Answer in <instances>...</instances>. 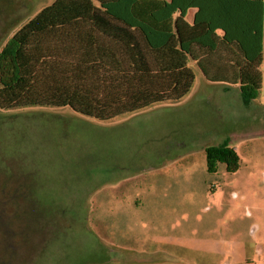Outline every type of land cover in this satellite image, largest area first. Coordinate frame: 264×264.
I'll return each mask as SVG.
<instances>
[{"label": "rangeland", "instance_id": "rangeland-1", "mask_svg": "<svg viewBox=\"0 0 264 264\" xmlns=\"http://www.w3.org/2000/svg\"><path fill=\"white\" fill-rule=\"evenodd\" d=\"M124 1L101 8L109 13L113 8L122 11ZM52 2L0 0V49L26 20ZM262 50L264 60V44ZM189 65L196 86L186 101L155 105L108 122L69 107L0 109V186L4 187L0 188V210L16 212L17 208L18 213H26L25 197H17L20 208L10 203L18 181L19 192L31 202L28 219L5 218L6 225L0 227V235L4 234L0 247L5 252L0 264L14 250L18 252L7 264H130L124 260V248L149 231L178 238L170 264H264V134L232 136L230 144L239 156L234 172H227L224 163L218 164L216 172H208L204 153L205 146L219 143L231 132L264 129V123L235 126L226 119L216 125L220 133L208 134L207 86L196 65L192 61ZM260 67L258 101L264 102V61ZM214 92L218 103L223 95L218 89ZM161 148L164 155L155 153ZM179 154L185 157L180 159ZM152 165L165 169L146 174L153 172L149 171ZM126 179L131 185L148 181L155 186L157 180L173 183L169 193L176 197L175 205L156 212L103 203L99 197L98 213L90 212L95 192H106ZM123 215L129 218L122 219ZM102 218L112 221L98 228L96 224L105 221ZM32 228L40 229L31 234ZM225 239L230 243L247 240L252 245L251 261H237L222 248L220 252ZM191 244L199 250L186 249Z\"/></svg>", "mask_w": 264, "mask_h": 264}, {"label": "trees", "instance_id": "trees-1", "mask_svg": "<svg viewBox=\"0 0 264 264\" xmlns=\"http://www.w3.org/2000/svg\"><path fill=\"white\" fill-rule=\"evenodd\" d=\"M118 1L53 0L26 20L0 49V109L69 107L112 121L183 100L195 82L190 61L207 80L238 83L243 106L258 96L263 0H125L122 11L101 8ZM231 133L204 147L208 172L219 163L237 170L232 136L264 129ZM133 256L124 260L157 254Z\"/></svg>", "mask_w": 264, "mask_h": 264}, {"label": "crops", "instance_id": "crops-1", "mask_svg": "<svg viewBox=\"0 0 264 264\" xmlns=\"http://www.w3.org/2000/svg\"><path fill=\"white\" fill-rule=\"evenodd\" d=\"M263 44H264V36H263ZM263 61L264 60H263V50H262L261 64L263 63ZM260 66H259V70L261 71ZM201 76L206 83L207 87L205 89L208 90V95L210 99L209 127L205 130L206 132H208V134H212L215 132L220 133L221 128L218 126L222 125V123L226 119L231 121L232 124L235 126H241L248 122L258 123L260 121L262 122V124L264 123V102L258 101V96L260 91L258 93V96L252 101V103L248 107H245L242 105L241 99H239L240 93H239L238 83L230 84L227 83L226 81H210L207 80L203 75ZM195 86H196V75H195V82L190 93L179 103H182L191 97L192 93H194L195 91V90L193 91ZM215 89H218V91L220 90L221 91L220 93H222L221 95H223L218 99V103L216 101L215 92L213 93V90ZM224 112H227L229 114L228 118L224 117L223 115ZM217 124L219 125L216 126ZM155 153L164 155V152H162V148L159 151L157 150ZM184 157L185 155L182 154L180 159H183ZM120 166L122 168L126 167L125 164H122ZM158 166H162V165H157V167L155 165L154 166L152 165V167L149 168V171H153V172H147L146 174L160 173L163 171V169H165L163 167H158ZM144 171L145 170L140 172H144ZM129 179L122 180L119 184L113 185L112 187H108L106 189L107 190L106 192L105 191L95 192V195L92 197L95 203H93L94 207L91 208L90 212L98 213V204H100V202H98L100 199L99 197H102L103 203L123 205V206L130 205V206H135L134 209L139 207L141 209H146L147 211L149 208L151 210H156V212L163 211V207L166 205H170V206L175 205L174 202L176 197L173 196V192L172 195H170L169 193L170 188L173 189L174 187L173 183L157 180L155 186L151 185L150 184L151 182L148 181L131 185L128 182L131 181ZM99 193H102L104 195H100ZM151 206L154 207L152 208ZM154 215L162 216L157 214ZM125 217L128 216L123 215L122 219H124ZM162 219H164V217H158L157 220L162 221ZM94 220L99 221L98 218H94ZM102 220H105L103 221L102 224H96L98 228L99 227L102 228V225L104 223L107 224V221L110 220L112 221V219L109 218L107 219L102 218ZM175 236H176L175 234H171V233L170 234L169 233L165 234L161 232L153 233L152 231H149V233H142L135 238V240L132 242L130 246L124 248L125 251L123 253L131 256L132 258L134 256L130 254L133 253H138L139 256H143V255L150 256L151 254H157V257H155V259L152 261H142L137 263L133 260H130L128 261V262H132L130 264H170L169 261L170 259L173 258V255L176 252L174 247H177L178 244V238ZM239 240L234 241L233 242L234 245H233V243H230L228 239H225V241H222L223 245L220 247V252L222 249H224L226 253H233L237 261H242L245 259L247 263H249L251 260L248 258V254L252 250L251 249L252 245H250L247 240L244 239H239ZM186 249L197 251L199 250V246H196V244H191L190 246L188 245ZM127 251H131L133 253Z\"/></svg>", "mask_w": 264, "mask_h": 264}, {"label": "flooded vegetation", "instance_id": "flooded-vegetation-1", "mask_svg": "<svg viewBox=\"0 0 264 264\" xmlns=\"http://www.w3.org/2000/svg\"><path fill=\"white\" fill-rule=\"evenodd\" d=\"M20 182L21 181H18L17 182V185H16V188L14 189V191L13 192H11V194H10V200H12V202H10L11 203V205H14V204H16V201H17V197L18 196H20V198L23 196V197H25V202L27 203L26 205H27V211H26V213H22V212H19V213H21V214H19L18 213V209L16 208V212L15 211H8L7 212V208L6 209H4V211L5 212H3L2 211V209L0 210V227L2 226V225H6L5 224V218H6V220H7V218H9L10 220H17V222H18V218H21V219H28V217H29V214L31 213V211H30V208H31V202L29 201V199L26 197V194L23 192H19V189H20V187H19V184H20ZM0 188L1 189H4V187L1 185L0 186ZM24 190V189H23ZM27 190H28V188H27ZM1 192V191H0ZM17 206H18V204H16ZM18 208H20L19 206H18ZM4 215H7L6 217L4 216ZM37 216H39V213H38V215ZM33 217H34V215H33ZM35 224H37L38 225V223L37 222H35ZM32 225H33V223H32ZM39 229L40 228H38L37 230H34L33 228H32V230H31V234L34 232V234L36 233V232H38L39 231ZM11 230H13V229H11ZM0 232H1V230H0ZM1 234V233H0ZM7 234V233H6ZM5 234V235H6ZM39 234V233H38ZM1 237H3L4 236V234H3V236L2 235H0ZM15 236L18 238V234H15ZM15 236H14V238H15ZM17 243V245H15V249H17L19 246V244H18V242H16ZM0 252H2L1 254H0V256H3V252H4V250H2V248L0 247ZM18 251H16V253H17ZM5 253V252H4ZM15 253V250H14V253L12 252L7 258H6V261L3 263V264H7V263H10L11 262V259H12V257L14 256V254H16ZM11 258V259H10Z\"/></svg>", "mask_w": 264, "mask_h": 264}]
</instances>
